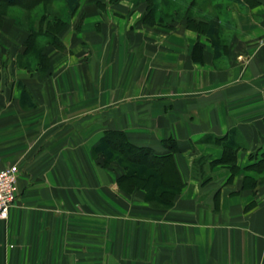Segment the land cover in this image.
Returning <instances> with one entry per match:
<instances>
[{
	"label": "crops",
	"instance_id": "1",
	"mask_svg": "<svg viewBox=\"0 0 264 264\" xmlns=\"http://www.w3.org/2000/svg\"><path fill=\"white\" fill-rule=\"evenodd\" d=\"M60 38L57 76L0 63V264H264V0H79ZM106 130L174 143L171 206L119 187Z\"/></svg>",
	"mask_w": 264,
	"mask_h": 264
},
{
	"label": "trees",
	"instance_id": "2",
	"mask_svg": "<svg viewBox=\"0 0 264 264\" xmlns=\"http://www.w3.org/2000/svg\"><path fill=\"white\" fill-rule=\"evenodd\" d=\"M41 1L45 0H0V12L7 6L30 8ZM55 2L61 4L57 8V10H60L59 14L54 15L53 18L47 13L42 14L37 22L38 26H29L24 54L35 51L37 38H45L47 39L45 40L46 43L53 45L57 50L64 51L60 33L76 12L79 0H55ZM190 9L188 8V11ZM0 15L2 14L0 13ZM190 20H188L189 26L191 25ZM203 27L204 25H202V29ZM215 28L216 24L212 23L210 29L214 31ZM29 61L33 63L31 60ZM35 63H37L36 68L42 64H44L43 68L47 67L46 65L49 63L47 55L42 51L38 52L35 56ZM25 94L26 92L23 89L21 98ZM166 147L169 151L168 154L159 155L149 147L130 143L126 135L120 130H106L99 144L94 148V152L101 155L105 167L115 161L122 168L123 174L117 180L120 188L128 190L133 187L142 188L147 193L146 201L150 205H159L165 208L172 205L175 195L180 190L177 170L172 157L176 147L173 142H169ZM166 169L170 172L169 175L168 173L165 174ZM139 179L143 181H139Z\"/></svg>",
	"mask_w": 264,
	"mask_h": 264
},
{
	"label": "rangeland",
	"instance_id": "3",
	"mask_svg": "<svg viewBox=\"0 0 264 264\" xmlns=\"http://www.w3.org/2000/svg\"><path fill=\"white\" fill-rule=\"evenodd\" d=\"M51 1V0H50ZM48 0L41 1L39 3L34 4L30 8L25 7H19V6H13V7H5L0 12L2 15H0V63L6 64L7 62H17V65L24 66L27 68L32 69L34 67L36 69V72H39L40 74L44 72L42 71L43 65H40L38 68L35 67L37 63H35V56L38 52L42 51L45 55L49 54L50 57H52L53 65L55 68H57V71L55 70V75H59L58 73L61 72L64 68V64H71L73 62V58L69 55H61L57 51H55V47L51 44L46 43L45 38H37L36 39V45H35V51L29 52L28 54H24L23 56L19 55L18 57L15 55L16 52H18L21 48L25 49V41L28 37V29L29 26L35 27V25L38 26L37 22L42 14H49L50 17H54L57 14H59V9L57 10L58 6H60V3L50 2ZM7 17V21L3 22V17ZM17 18L20 20L17 22ZM5 19V18H4ZM64 29V28H63ZM24 30V31H23ZM27 31V32H25ZM61 35L65 36V39H69V33L68 31H64ZM21 37H25L24 41L22 43ZM22 43V46H21ZM50 46V47H49ZM4 49V50H3ZM23 49V50H24ZM3 50V51H2ZM64 51H66V47L64 46ZM67 52V51H66ZM4 53H6L4 55ZM17 54V53H16ZM14 57V58H13ZM16 57V59H15ZM13 59V60H12ZM33 61V63H30V61ZM49 60V59H48ZM66 62V63H64ZM7 73V72H6ZM10 72L8 71V74ZM44 77V76H42ZM41 77V78H42ZM8 78V77H7ZM36 78L41 79L40 77L36 76ZM9 80V79H7ZM63 88L61 87V90ZM25 90V89H24ZM26 92V91H25ZM76 107L79 106V103L72 104ZM78 109V108H77ZM94 156H97L98 153H95L94 150L92 151ZM168 175L170 172L168 169L165 170V174ZM138 180V179H137ZM139 181H143L139 179ZM160 207L159 205H155V207Z\"/></svg>",
	"mask_w": 264,
	"mask_h": 264
},
{
	"label": "built area",
	"instance_id": "4",
	"mask_svg": "<svg viewBox=\"0 0 264 264\" xmlns=\"http://www.w3.org/2000/svg\"><path fill=\"white\" fill-rule=\"evenodd\" d=\"M19 168L9 164L0 169V219L8 218L17 195V179Z\"/></svg>",
	"mask_w": 264,
	"mask_h": 264
}]
</instances>
